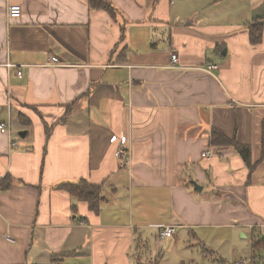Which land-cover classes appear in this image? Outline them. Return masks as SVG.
I'll use <instances>...</instances> for the list:
<instances>
[{
  "label": "crops",
  "instance_id": "obj_1",
  "mask_svg": "<svg viewBox=\"0 0 264 264\" xmlns=\"http://www.w3.org/2000/svg\"><path fill=\"white\" fill-rule=\"evenodd\" d=\"M112 1L121 15L0 0V264H162L151 238L166 225L167 245L202 244L201 264H264V0ZM82 178L103 186L98 210L61 186ZM173 253L163 264H186Z\"/></svg>",
  "mask_w": 264,
  "mask_h": 264
},
{
  "label": "trees",
  "instance_id": "obj_2",
  "mask_svg": "<svg viewBox=\"0 0 264 264\" xmlns=\"http://www.w3.org/2000/svg\"><path fill=\"white\" fill-rule=\"evenodd\" d=\"M90 5L94 8H101L107 10L111 15L116 16L121 15V10L114 4L112 0H89ZM125 28L122 27V34L121 37H125ZM252 31V41L258 42L260 40L261 34V24L255 23L251 29ZM70 108V106H69ZM70 111L63 117L66 119ZM28 121V120H27ZM213 145H227L232 144L235 148H237L245 157V159L249 160L250 155V147L249 145H242L238 144L235 141L229 140L224 136L221 132L215 130L213 132ZM12 184V178L10 174H6L3 178L0 179V190H7L10 188ZM63 188L67 189L73 196L79 198V200L84 199L89 201L91 204V208L94 210H98L100 208V203L103 200L102 192L103 186L102 185H93L91 182L87 181L86 179H80L77 182H65L61 185ZM264 244L263 240H255L253 243L254 248H258L261 244ZM76 250H68L61 253L55 254V258H64L75 256L77 252ZM253 264V262L251 261ZM54 264V263H50Z\"/></svg>",
  "mask_w": 264,
  "mask_h": 264
},
{
  "label": "built area",
  "instance_id": "obj_3",
  "mask_svg": "<svg viewBox=\"0 0 264 264\" xmlns=\"http://www.w3.org/2000/svg\"><path fill=\"white\" fill-rule=\"evenodd\" d=\"M22 6L20 4H12L9 8L8 11V16L10 18H20L22 16ZM171 60H172V65L176 66L178 63V55L177 54H172L171 55ZM50 63L51 65H59L58 63H56L54 58L50 59ZM4 65L6 66V68L10 69L14 66H16L17 64L12 63L10 61H7L6 63H4ZM219 69V65L218 64H209L207 66H205L202 70L209 73V74H213L214 71ZM19 76L23 75V70L21 68V66H19L18 71H17ZM11 126V124L9 122H2L0 121V131L3 133H9L11 131V129H9V127ZM113 140H117V148H116V152L115 155L119 160L120 165H127L130 162L131 159V152L129 150V141L128 138L124 135H116L113 137ZM12 145L16 146V143L14 141H10ZM209 153H205L203 154L204 156H208ZM175 233V227L174 225H166L165 227H163L160 231H159V236L160 238H168L169 236H173ZM5 239L9 240V241H13V237L10 234H6L5 235ZM236 264H252L251 260H239L236 262Z\"/></svg>",
  "mask_w": 264,
  "mask_h": 264
},
{
  "label": "rangeland",
  "instance_id": "obj_4",
  "mask_svg": "<svg viewBox=\"0 0 264 264\" xmlns=\"http://www.w3.org/2000/svg\"><path fill=\"white\" fill-rule=\"evenodd\" d=\"M20 66L21 68L23 67V65ZM178 236L180 239L178 243H175V245L171 244L172 242L171 239H169V245H167V242L165 240L163 241V238H161L160 239L161 241L158 242L156 241V237L153 236L151 238V243L155 255L156 256L159 255L160 258L165 256L166 258L174 250V253L171 257L173 263L185 262L186 264H201L207 261V259L204 257L202 253V244L198 243L195 240H189L188 236L183 237L181 234H179ZM169 246L170 249L168 250ZM159 248H161L162 250H160V252H157ZM165 258L162 261V264L165 263Z\"/></svg>",
  "mask_w": 264,
  "mask_h": 264
},
{
  "label": "water",
  "instance_id": "obj_5",
  "mask_svg": "<svg viewBox=\"0 0 264 264\" xmlns=\"http://www.w3.org/2000/svg\"><path fill=\"white\" fill-rule=\"evenodd\" d=\"M19 135H20L21 137H25V135H26V130L21 131Z\"/></svg>",
  "mask_w": 264,
  "mask_h": 264
}]
</instances>
